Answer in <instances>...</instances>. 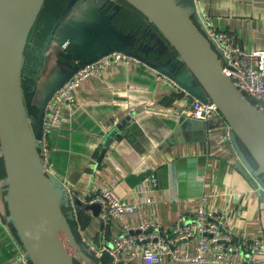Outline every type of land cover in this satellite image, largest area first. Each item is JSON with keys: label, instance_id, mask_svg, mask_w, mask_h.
<instances>
[{"label": "crops", "instance_id": "1", "mask_svg": "<svg viewBox=\"0 0 264 264\" xmlns=\"http://www.w3.org/2000/svg\"><path fill=\"white\" fill-rule=\"evenodd\" d=\"M177 1L192 10V0ZM194 2L202 27L205 23L227 33L247 51L264 49V0ZM119 8L120 2L109 0L64 1L42 47H31L33 53L41 52L31 88L37 115L47 92L62 82L78 60L108 48L136 45L135 36L124 30L125 19L115 16ZM160 35L161 41L152 37L150 45L161 50L159 58H145L169 64L176 53L161 54L168 46ZM64 42L68 43L66 50L62 49ZM185 78L190 81L187 74ZM194 99L146 64L118 62L85 80L76 107L64 110L51 132L48 170L58 185L69 188L77 198L101 186L114 187L126 202L141 205L126 220L145 218L169 228L181 214H194L197 200L207 196L208 207L224 212L238 235L264 236V190L236 152L223 119L202 122L189 116ZM109 137L113 142L99 163ZM152 174L156 184L150 181ZM7 197V174L0 153V264H25L17 257L15 235L2 218L10 219ZM147 197L154 201L146 203ZM86 215L88 236L99 244L101 221L90 210L86 209ZM120 231L119 222H111L108 241L112 243ZM260 263L264 264V256ZM130 264H143L142 258L137 256ZM161 264L185 263L166 256Z\"/></svg>", "mask_w": 264, "mask_h": 264}, {"label": "water", "instance_id": "2", "mask_svg": "<svg viewBox=\"0 0 264 264\" xmlns=\"http://www.w3.org/2000/svg\"><path fill=\"white\" fill-rule=\"evenodd\" d=\"M125 1L157 28L151 37L161 34L174 48L176 55L169 58L172 69L167 68L169 64L149 61L127 46L108 48L78 60L62 82L47 92L38 115L31 117L23 90V64L29 36L45 0H0V153L7 174L10 219L2 218L15 228L32 264H100L76 237L72 218L66 211L68 188L58 185L46 169L40 139L43 116L52 95L86 63L109 52L136 57L195 98L215 102L228 124L236 152L264 190V100H254L244 94L235 80L223 72L220 56L195 15L194 0L191 11L177 0ZM132 41L133 37L129 43ZM65 44L63 50L67 48L66 42L62 46ZM181 68L184 74L178 73ZM113 139L106 140L99 163ZM74 200L79 209L90 210L96 216L101 211L100 203L86 205L77 197ZM105 255L111 258L109 251Z\"/></svg>", "mask_w": 264, "mask_h": 264}, {"label": "built area", "instance_id": "3", "mask_svg": "<svg viewBox=\"0 0 264 264\" xmlns=\"http://www.w3.org/2000/svg\"><path fill=\"white\" fill-rule=\"evenodd\" d=\"M203 25L205 34L220 56L223 72L235 80L244 94L254 100H264V49L247 51L227 33L217 31L208 24ZM65 47L66 44L62 46ZM118 62L145 65L131 55L118 51L109 52L86 63L50 98L43 116L40 139L47 170L51 132L63 118L64 110L76 107L85 80L97 77L103 70ZM155 72L159 77L168 78L176 84L168 76L157 70ZM176 86L179 87L177 84ZM189 116L204 122L217 118L225 121L215 102L199 98L193 100ZM150 181L156 184L157 177L152 174ZM68 191L69 206L66 211L76 223L80 243L98 260L107 257L106 251L111 254L112 264H119L121 261L130 264L137 256L142 258L143 264H161L166 256L185 264H261L260 257L264 256V236L248 238L238 235L231 228L224 212L208 207L207 196H201L197 200L194 214H181L172 226L165 228L161 223L145 218L126 220V216L136 214L141 205L126 202L112 186L95 188L89 196L78 198L86 205L101 204L98 217L102 224V239L97 244L89 238L87 227L79 218V207L74 200L76 196L69 188ZM153 201L152 197L146 198V203ZM113 221L119 222L121 231L110 243L107 230ZM15 247L17 257L25 264H32L25 248L16 237Z\"/></svg>", "mask_w": 264, "mask_h": 264}, {"label": "trees", "instance_id": "4", "mask_svg": "<svg viewBox=\"0 0 264 264\" xmlns=\"http://www.w3.org/2000/svg\"><path fill=\"white\" fill-rule=\"evenodd\" d=\"M65 0H45V3L42 7V10L37 18V21L31 31V34L28 39V44L26 47L25 52V58H24V64H23V90L25 94V100L27 103L28 113L29 115H36L37 109L31 104V98L33 96L31 92L32 85L35 82V78L37 76V65L38 61L41 59V52L36 51L33 53V49L31 48L32 45H34L37 48L42 47V43L45 41V38L49 34V31L51 30L53 23L57 20L59 13L64 5ZM121 3V8L116 12L115 16H122L123 19H125V24L123 25L124 30L126 31H133L138 32L141 31L144 27L147 25H151L154 29L157 30V28L149 22V20L134 6H132L130 3H128L125 0H117ZM121 26V25H119ZM121 26V28L123 29ZM155 30V31H156ZM158 31V30H157ZM165 42L168 46L167 50L163 55L164 57L170 56L173 53H175V50L172 46H170L169 42L165 39ZM150 47V46H148ZM130 50H133L134 52H137L142 55L143 50L140 48H137L135 46H130ZM150 48H153L150 47ZM40 52V53H39ZM172 52V53H171ZM40 56V59L39 57ZM143 56V55H142ZM145 57V56H144ZM29 97V99H28ZM79 218L81 219L83 225L86 227L87 222V215H86V209H79ZM71 224L73 226V229L75 231L76 237L80 242L79 236L76 231V223L74 220L71 219ZM15 237L17 239L18 236L16 234L15 228L10 225ZM98 260V259H97ZM100 264H112L111 259L108 257H105L103 259L98 260ZM76 264H81L77 262Z\"/></svg>", "mask_w": 264, "mask_h": 264}, {"label": "rangeland", "instance_id": "5", "mask_svg": "<svg viewBox=\"0 0 264 264\" xmlns=\"http://www.w3.org/2000/svg\"><path fill=\"white\" fill-rule=\"evenodd\" d=\"M156 29H154L150 24L149 25H147L146 27H144L141 31H138V32H133V31H130V33H132L135 37H134V40H135V42L137 41V46H139V47H142L141 46V43L143 44L144 42H142L141 40H147V42L145 43V44H147L148 43V45L146 46V47H148V46H150V45H152L151 43V36H152V33L155 31ZM156 32V31H155ZM160 36H162V35H160ZM163 37V36H162ZM157 39H158V37H156ZM138 40H140L141 41V43H138ZM151 42V43H150ZM145 46V45H144ZM143 48V47H142ZM147 56V55H146ZM28 99H29V97H28ZM37 115V114H36ZM36 115H34V116H36ZM30 116H33V115H30Z\"/></svg>", "mask_w": 264, "mask_h": 264}, {"label": "flooded vegetation", "instance_id": "6", "mask_svg": "<svg viewBox=\"0 0 264 264\" xmlns=\"http://www.w3.org/2000/svg\"><path fill=\"white\" fill-rule=\"evenodd\" d=\"M109 1H112V2H119V1H117V0H109ZM142 42H144L143 43V46L145 45V43L147 42V40H141ZM141 41L140 40H138V43H141ZM136 43V45H134L135 47H137V48H139V46H137V41L135 42ZM152 44V43H151ZM158 47V46H157ZM142 47H140V49H141ZM165 49V48H164ZM141 50H143V52H142V55L143 56H145V57H150V56H152L153 55V57L152 58H159V56H160V54H159V51H161L159 48H156V47H154L153 46V48H150V47H147V50H146V52H144L145 50L142 48ZM165 51L166 50H164V51H162V53L161 54H164L165 53ZM147 55V56H146Z\"/></svg>", "mask_w": 264, "mask_h": 264}]
</instances>
